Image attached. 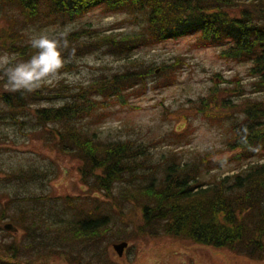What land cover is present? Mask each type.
<instances>
[{"label": "trees", "instance_id": "trees-1", "mask_svg": "<svg viewBox=\"0 0 264 264\" xmlns=\"http://www.w3.org/2000/svg\"><path fill=\"white\" fill-rule=\"evenodd\" d=\"M99 8L107 15L131 17L136 29L125 38L94 27L68 32L69 48L63 52L68 63L62 72L72 70L74 59L94 46L128 61V52L134 57L144 48L196 34V46L218 48L224 61L247 64L248 94H264V0H0V52L26 61L36 51L27 37L30 27H45L39 25L42 20L59 25ZM149 64L135 57L130 66L124 65L126 71L100 73L84 84L62 79L31 94L11 92L0 81V128H27L30 140L78 162L85 189L83 196L33 190L19 196L3 188L0 264H121L109 247L145 236H168L264 259V99L239 103L240 112L228 126L226 147L235 151L230 158L203 155L182 162V147L153 166L148 145L99 136L111 104L127 106L128 97L151 80L161 88L180 74L172 63L163 65L161 73ZM214 89L208 95L212 103L223 91ZM11 142L0 133V148ZM232 164L211 184L201 180L204 173ZM234 169L239 171L232 173ZM51 175L37 165L0 166V185H43ZM5 223L17 233L4 231ZM133 248L131 244L127 251Z\"/></svg>", "mask_w": 264, "mask_h": 264}, {"label": "rangeland", "instance_id": "rangeland-1", "mask_svg": "<svg viewBox=\"0 0 264 264\" xmlns=\"http://www.w3.org/2000/svg\"><path fill=\"white\" fill-rule=\"evenodd\" d=\"M102 9H93L59 25H44L45 21L42 20L43 25H39L45 27H30L26 32L27 37L30 40L33 35L41 32L51 35L94 27L100 29L103 34H121V38H125L127 35L125 33L136 29L131 17L127 18L121 13L107 15ZM2 26L3 21L0 20V29ZM196 37V34L186 35L153 49L144 48L134 57V53L128 52L131 60L139 57L159 71L163 65L172 63L180 74L177 79L161 88L158 81L151 80L154 84L152 82L146 84L135 96L128 97L127 106L111 104L101 120L107 117L100 127V137L110 140H134L139 144L148 145L150 155L148 163L153 166L182 147L184 151H181V157L178 158L188 163L196 161L203 155L205 158L222 160L235 154V151L226 147V142L230 138L228 132L230 120L237 118L236 113L240 112L239 103L252 97H255V100L264 99V94H248L247 64L224 61L218 54L220 49L196 46L194 44ZM2 54L4 53L0 52V55ZM131 60L118 59L106 53L104 49L94 46L93 51L86 56L74 59L75 67L72 70L63 71L64 80L84 84L100 73L126 71L124 65L130 66L128 63ZM230 75L244 78L242 80ZM222 76L231 78L224 81L225 78ZM74 77L80 79L75 80ZM214 88H223V91L217 94L215 103H212L209 102L211 100L208 95ZM228 90H231L230 94H227ZM228 98H231L230 106L225 103ZM202 109L209 111L201 114L199 110ZM27 131H29L27 128L20 130L16 127L0 128V133L7 134L8 139L13 141L1 146L0 149L3 151L0 153V166L8 170L9 167L37 165L52 174L50 180L45 181L43 185L32 183L27 188L16 185L7 188L2 184L0 192L6 188L17 192L19 196H27L32 190L37 194L50 192L56 196H83L85 189L79 182L78 162L48 149L38 139L30 140L31 137L25 135ZM180 133H183V138L178 140ZM232 166L233 164L224 167L223 170L204 173L201 180L205 184H211ZM238 171L234 169L232 173ZM131 244L134 246L133 250L127 251ZM131 244L128 243L121 257L112 246L109 247V252L121 264H264V259L250 260L224 249L168 236L138 237ZM49 264L65 263L61 260L56 262L52 260Z\"/></svg>", "mask_w": 264, "mask_h": 264}, {"label": "clouds", "instance_id": "clouds-1", "mask_svg": "<svg viewBox=\"0 0 264 264\" xmlns=\"http://www.w3.org/2000/svg\"><path fill=\"white\" fill-rule=\"evenodd\" d=\"M67 32L33 35L29 44L35 54L26 61H16L8 53L0 55V81L11 92L34 93L45 86H55L64 79L68 63L63 52L69 48ZM79 80V77H74Z\"/></svg>", "mask_w": 264, "mask_h": 264}, {"label": "water", "instance_id": "water-1", "mask_svg": "<svg viewBox=\"0 0 264 264\" xmlns=\"http://www.w3.org/2000/svg\"><path fill=\"white\" fill-rule=\"evenodd\" d=\"M3 230L6 232H12V233H16L17 232V228L14 227L11 223H5L3 225ZM127 247V243L122 242L119 244H114L113 245V249L115 250V252L117 253V255L120 257L123 254L124 249Z\"/></svg>", "mask_w": 264, "mask_h": 264}]
</instances>
